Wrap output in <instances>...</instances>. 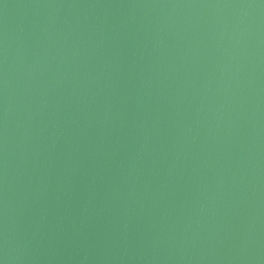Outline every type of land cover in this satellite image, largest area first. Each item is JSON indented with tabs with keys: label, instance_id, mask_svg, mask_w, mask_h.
Returning <instances> with one entry per match:
<instances>
[{
	"label": "water",
	"instance_id": "95a60500",
	"mask_svg": "<svg viewBox=\"0 0 264 264\" xmlns=\"http://www.w3.org/2000/svg\"><path fill=\"white\" fill-rule=\"evenodd\" d=\"M2 264H264V0H0Z\"/></svg>",
	"mask_w": 264,
	"mask_h": 264
},
{
	"label": "clouds",
	"instance_id": "9594fccd",
	"mask_svg": "<svg viewBox=\"0 0 264 264\" xmlns=\"http://www.w3.org/2000/svg\"><path fill=\"white\" fill-rule=\"evenodd\" d=\"M0 264H2V262H0Z\"/></svg>",
	"mask_w": 264,
	"mask_h": 264
}]
</instances>
